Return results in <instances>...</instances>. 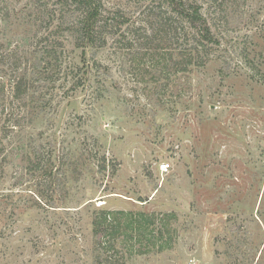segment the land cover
Here are the masks:
<instances>
[{
  "label": "rangeland",
  "instance_id": "obj_1",
  "mask_svg": "<svg viewBox=\"0 0 264 264\" xmlns=\"http://www.w3.org/2000/svg\"><path fill=\"white\" fill-rule=\"evenodd\" d=\"M136 1L105 0L131 19L103 49L77 48L66 35L72 74L14 134L52 153V164L29 175L30 147H8L0 264H97L101 210L145 218L147 232L131 255L122 250L121 263L264 264V0H249L243 17L214 21L220 53L188 73L171 66L177 56L165 62L169 52L142 49L132 35L147 27ZM35 4L0 0L5 54L31 59L47 34ZM77 74L83 86L74 91Z\"/></svg>",
  "mask_w": 264,
  "mask_h": 264
},
{
  "label": "trees",
  "instance_id": "obj_2",
  "mask_svg": "<svg viewBox=\"0 0 264 264\" xmlns=\"http://www.w3.org/2000/svg\"><path fill=\"white\" fill-rule=\"evenodd\" d=\"M35 1L41 27L45 26L48 32L32 45V51L27 53L31 59L21 57L16 50L6 54L0 50V63L6 67L0 70V177L5 174L8 147H11L10 152L26 145L30 147L24 150L25 171L29 175L45 172L52 164V153L36 150L32 139L26 143L24 135L18 139L21 143L18 144L14 134L21 130L24 132V128L33 123L34 115L48 108L62 75L68 77L72 74L65 66L66 35L73 39L77 48L100 50L109 43V35H114L131 19L121 7L115 10L108 8L111 6L105 0ZM132 1L135 0H126L128 3ZM248 1L137 0L143 8L139 14L144 17L147 27L136 30L132 35L137 37V41L144 42L142 49L148 52L162 55L169 52L166 59L163 55L165 62L177 56L171 66L181 73H188L190 67L205 68L220 53L222 41L213 22L243 17ZM203 3L210 4V15L217 18L211 20L205 14ZM117 5L120 4L113 6ZM126 47L131 49L134 44L131 42ZM95 65L100 67L97 63ZM76 76L74 91L83 86V79L78 74ZM105 163L103 159L99 164L100 171L106 170ZM2 198H5L3 194L0 195ZM135 217L115 211L97 212L93 220V233L99 246L95 255L97 264H125L117 259L122 250L126 249L131 255L133 243H139L144 236L142 231H146L141 228L145 218ZM151 225L154 222L147 224L148 227Z\"/></svg>",
  "mask_w": 264,
  "mask_h": 264
},
{
  "label": "built area",
  "instance_id": "obj_3",
  "mask_svg": "<svg viewBox=\"0 0 264 264\" xmlns=\"http://www.w3.org/2000/svg\"><path fill=\"white\" fill-rule=\"evenodd\" d=\"M162 167V170L164 169L166 172L168 171V169H167V166H161Z\"/></svg>",
  "mask_w": 264,
  "mask_h": 264
},
{
  "label": "water",
  "instance_id": "obj_4",
  "mask_svg": "<svg viewBox=\"0 0 264 264\" xmlns=\"http://www.w3.org/2000/svg\"><path fill=\"white\" fill-rule=\"evenodd\" d=\"M140 202H144V199L141 198V199H140Z\"/></svg>",
  "mask_w": 264,
  "mask_h": 264
}]
</instances>
